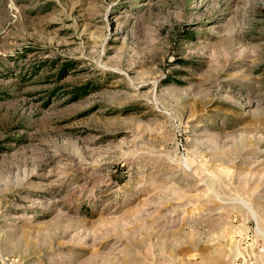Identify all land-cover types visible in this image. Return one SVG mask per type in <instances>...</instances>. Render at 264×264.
<instances>
[{
  "label": "rangeland",
  "instance_id": "rangeland-1",
  "mask_svg": "<svg viewBox=\"0 0 264 264\" xmlns=\"http://www.w3.org/2000/svg\"><path fill=\"white\" fill-rule=\"evenodd\" d=\"M0 264H264V0H0Z\"/></svg>",
  "mask_w": 264,
  "mask_h": 264
},
{
  "label": "built area",
  "instance_id": "built-area-1",
  "mask_svg": "<svg viewBox=\"0 0 264 264\" xmlns=\"http://www.w3.org/2000/svg\"><path fill=\"white\" fill-rule=\"evenodd\" d=\"M260 251H262V250H260Z\"/></svg>",
  "mask_w": 264,
  "mask_h": 264
}]
</instances>
